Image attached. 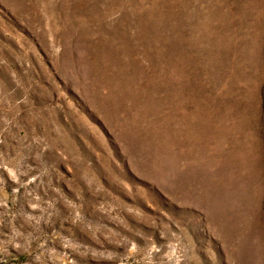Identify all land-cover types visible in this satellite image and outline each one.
Here are the masks:
<instances>
[{"label": "rangeland", "instance_id": "1", "mask_svg": "<svg viewBox=\"0 0 264 264\" xmlns=\"http://www.w3.org/2000/svg\"><path fill=\"white\" fill-rule=\"evenodd\" d=\"M0 264H264V0H0Z\"/></svg>", "mask_w": 264, "mask_h": 264}]
</instances>
